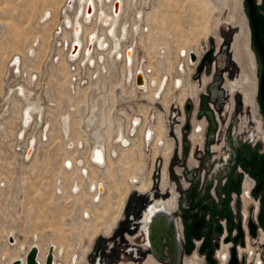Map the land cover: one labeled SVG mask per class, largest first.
Here are the masks:
<instances>
[{"label": "rangeland", "instance_id": "obj_1", "mask_svg": "<svg viewBox=\"0 0 264 264\" xmlns=\"http://www.w3.org/2000/svg\"><path fill=\"white\" fill-rule=\"evenodd\" d=\"M68 1L0 0V264H10L13 260H11L12 251L17 249L20 253L19 256H25L20 250V246L24 244V247L27 248L34 242H38L40 247L48 250V247L52 244L51 242L58 244L60 256L57 261L61 264H97L98 262L100 264H121V262L127 264L131 261L134 264H143L149 251L143 249L142 237H138L140 235L138 221L141 220V211L147 204L149 197H147V193L132 188L131 185L137 183L129 179L134 174L140 177L143 176V181L149 182L152 180L153 188H158L161 182V169L164 158L160 152L154 159L152 147L146 146L144 148V141L142 146L143 137L137 133L141 125L136 127L134 134L130 133L131 138L134 140L128 147L117 140L119 128L124 130V135H126L127 127L132 125V120L130 119L129 122L121 112L131 113L132 118L134 115L141 117L143 123L145 113L142 112L143 107L141 106H144L149 111L150 124L148 125H152L154 131L160 114L168 128L169 123L165 120L167 121L169 117L167 116L169 103L172 102L179 106L180 103H183L185 96H188V104L191 106V110L188 113L186 112L185 126L180 125L179 122L173 119L168 133L169 138L172 139V136L175 138L174 150H172V156L169 159L171 160V166L175 168L170 171V182L176 183V189L179 195L181 194L180 199L188 200L187 197L189 196L191 199L193 195L192 199L188 200V205L196 200L200 201L202 196H204L203 201H209L208 205L205 202L202 203L204 205L202 214L206 217L209 213L210 220L206 222L205 229L209 224L211 232L205 229H201V232L204 231V239L210 236L211 239L214 237L218 241L215 257H212V259L215 261L214 264H219L217 251L221 249V243L223 242L230 246L228 240L232 238V232L236 229V220L240 224L239 220L242 218V213H238V210H242V208L238 209L236 207V214L232 213L235 207L232 193L236 192L239 195L238 190L233 191L232 189L233 179L237 177V173L240 174L237 171V167L240 165L235 163H237V160L240 163L246 153L250 154L252 148L249 145L250 140L247 136L251 137L254 134L255 140L259 134L257 123L248 122L249 125L252 124V127L242 125L247 121L244 112L248 109L249 103H244L243 100L238 99L243 97L241 88L235 90L236 104L234 109L233 107L231 109L233 111L229 125L225 126L224 122V119L228 117L227 109L231 108L229 88L225 86L226 77L237 80L239 72L243 73L242 65L235 57L234 46V43L240 41L242 36H244L245 44L248 45L255 56V67L252 66V72L254 71L256 76L259 72L260 59L256 42L253 40L252 31L250 33L247 31L246 22L243 18V16H246L248 21L251 22L247 1L128 0L129 4L128 6L125 5L122 13L121 23L126 22V20L130 21L129 29L131 28L132 19L135 18V13L137 16L142 13L143 18L146 16L145 19L139 22V25H145H143L139 42L138 34H134L136 37L134 40V30L132 34L130 33L131 36L126 40L124 47L128 46L127 51L133 46L135 50L137 49V63L139 61L137 67L140 61L143 64L142 68L146 63L151 65L154 62L152 65L156 70V76L160 75L162 71H159V69H162L160 68L162 65H159L157 58H159V49L163 45H166L169 50L166 56L173 58H171L173 60L172 67H169L170 72L174 70V59H177V53H180V51L191 49L198 53L203 52L207 46L218 48V68L214 73V81L218 80L219 83L214 84V88L219 96L215 98L213 103L220 115L223 126L219 131L218 143L213 144L218 145L219 149L213 153L208 152L209 144L214 142L215 135L209 139L210 134L205 133L203 139L207 143L206 156L213 154L217 156L214 163L216 169L213 170L212 167L211 171L208 166L207 171H188L187 174L184 171L183 177L185 176L187 185H189L184 194L183 186L178 181L180 179L182 181L183 178L177 174L178 167H180L177 161H180L178 158L180 154L178 153L181 141H187V147L189 148L191 145L197 146L199 142L192 138L193 124L197 120L195 118L197 116L199 120H205V122L207 120L205 118L206 113L201 114L197 110L198 103L192 99L191 93L195 91L197 82L195 78L188 79V75L195 71L194 66L190 65L188 73H177L175 75L172 72L170 80L165 83L163 92L155 103L149 101V98L143 99L142 95L148 93V89L144 91L139 88V90L138 86L135 87L134 82L131 84L126 83L128 68L126 59H115V64L108 61L106 62L108 64L106 68H103V65H86L88 61L78 63L76 62L78 59H70L71 49L69 48H72L74 43V27L69 25L64 16L69 11L73 17L75 9L67 10L66 4H68ZM212 1L213 5H218L219 11L212 15L209 32V20L213 11ZM253 1L257 10V21L259 20L264 38V0ZM47 12H50L51 15L48 16L47 20H43ZM234 13L237 18H235ZM147 26L148 31H145L144 29ZM90 27L92 28L91 25ZM204 28H206L205 34L203 33ZM134 33L138 32L135 31ZM201 43H204L202 47ZM146 47L152 51L151 54L148 55ZM31 49H33L32 53ZM233 57L238 62L237 64L232 61ZM155 58L156 60L152 62V59ZM123 67L125 69L123 81L125 86L123 88L127 95L116 101L111 92L123 78ZM101 70H103V73L100 72ZM75 72L81 78L77 82L73 81L75 75L73 73ZM98 73H100L99 77L97 76ZM31 77L32 81H30ZM202 78L204 82L208 81L209 73H206ZM180 79L184 81L185 89L184 86L177 85ZM132 84H134V89L131 87ZM73 85L75 87L74 91L72 89ZM175 85L177 88H174ZM22 87H25L28 98L30 97L34 101L40 100V103H42L41 114L38 111L33 112V117L25 126L22 123L25 98L24 94L18 91ZM168 89H171L168 93L172 92L170 96L165 95ZM104 93L107 102H105L106 99L100 98ZM134 94L135 97H133ZM87 98L88 105L85 103ZM69 103H72L74 107L78 106L79 109L73 113L74 130L72 134L74 139L88 138L89 140V145H84L81 149L77 147L80 140L76 142V148L68 149L62 133V126L60 129L58 126L59 114ZM95 105L96 119L94 123L89 127L86 125L87 123L82 126V112H85L86 119L92 117L93 106ZM239 105L240 110L238 109ZM171 110L173 109L171 108ZM223 110L226 112L222 113ZM177 112H180L179 109H177ZM109 113L113 121L118 120L117 117L122 118L120 127L113 125L111 128L109 123L105 125L100 123L101 119L108 116ZM50 121L53 122L52 134L47 138L43 135L41 140V131L50 124ZM82 127H85L87 131H82ZM179 127H181L183 133L181 141L173 134L175 132L179 137ZM240 127H244V132L237 135ZM116 128L118 135L116 141L113 140L112 146L117 155H114L112 151V155L109 157L110 165L107 168L104 164L103 166L100 165L102 167L99 168L93 167L94 173L90 171L92 173L90 175L91 179L103 178L106 181V188L101 191V195H94L93 197L90 186L85 184V177L82 173L81 175L78 174L80 166L77 165V160L83 157L85 159L88 150L91 151L95 144L96 133H101L108 140L107 133L112 130L116 136ZM186 128L187 130L184 131ZM246 128L253 130L254 133H247ZM171 139L169 140L172 142L173 139ZM223 140H225L224 144L222 143ZM31 141H33L32 151L34 152L36 148L35 155H33V152L28 155L30 148H27V143ZM162 149L163 147L160 150ZM127 150H131L128 155H126ZM69 154L75 159V166L71 170L64 166V162L67 160L66 157ZM183 155L189 158L190 154L182 153L181 156L184 159ZM227 155L230 157L225 163L224 158ZM127 156L132 158L130 160L124 159ZM234 156L236 157L234 158ZM87 162L91 165L88 158ZM117 166L120 167V171L116 172L115 167ZM58 178L63 181L64 190L62 189L61 193L57 189L59 186ZM77 178H80V192L75 187L72 189L73 181ZM243 179L244 176H242L241 183L245 182V179L244 181ZM72 190L79 192L78 196L75 195L76 193H72ZM208 206H210V209ZM238 214H241L240 218ZM115 223H117V226L110 232L111 228L116 225ZM217 227L220 231L217 230ZM11 231H15L17 245L10 244L8 241ZM223 234H226L229 239H222ZM34 237H36V240ZM124 237L128 240L130 246L142 247L138 248L136 257L129 252H122L121 245L116 244L118 238L127 243ZM109 244H113L110 251L107 247ZM126 246L127 244L124 245V250ZM239 246L237 242L235 247L238 252ZM195 250V248L189 252L186 250L185 253L182 251V259L184 255H190ZM243 251L241 252L242 259L247 257ZM197 253L201 257L199 264H208L206 252L200 253L197 250ZM72 257L77 258L75 262H72ZM236 257L237 261L240 262L241 260L237 254ZM165 264L182 263L180 261L178 263L166 261Z\"/></svg>", "mask_w": 264, "mask_h": 264}, {"label": "flooded vegetation", "instance_id": "obj_2", "mask_svg": "<svg viewBox=\"0 0 264 264\" xmlns=\"http://www.w3.org/2000/svg\"><path fill=\"white\" fill-rule=\"evenodd\" d=\"M217 1H219V0H217ZM213 4L214 3L212 1V5ZM212 7H213V11L211 9L212 14H211V17L209 20V32H210L211 24H212V21H211L212 15L215 12L219 11L217 4H216V6L213 5ZM204 11H205V8H204ZM235 15L236 14L234 13V16ZM235 18H237V15ZM243 18L245 19V22H246L247 31L249 33H250V31H252L253 40L256 42L255 35L253 32L252 22H249L246 16H243ZM257 22H258V26H259V30H260L261 40H262V43L264 46L263 32H262V29L260 27L259 20ZM249 23L251 25V28H250ZM219 29H220V27H219ZM205 30H206V28L203 29L204 34L206 33ZM208 33H207V35H208ZM204 36H206V35H204ZM200 40L198 41V44H199ZM203 44L204 43H201V47L203 46ZM234 46H235V57H236V59H238V61L242 65L243 73L239 72V77L237 80H231L228 77H226L225 86H227V88H229L228 90L230 93V102H231L230 103L231 108L230 107L229 108L232 109V107H233V109H234V106L236 104L235 103L236 102L235 90L237 88H241L242 92H243V97H242V99L240 97L238 99L240 101L243 100L244 103H247V104L249 103L248 109H246V111L244 112V116L246 117L247 121H246V123H242V125L245 127V126L249 125L250 121L255 123V124L257 123V125H256L257 126V132L259 134H258L257 139H255V140H254V134H252L251 137L247 136L248 140H250L249 145L252 149L249 152L250 154L246 153L245 155H243V158H242L240 163H238V160H237V163H235L237 165H240L237 167V171L240 172V174L237 173L236 174L237 177H235L233 179V182H232L233 191L238 190L239 194H240L241 189H242V184H241L242 176H244L245 181L250 180V183L251 182L254 183L253 186L249 188V190H247V187L245 186L244 187L245 191H242V197L240 198V196L237 194V199H235V206L238 207V209L242 208V215H244V217H245V222H244V225H245L244 229L245 230L242 228L241 224H239L238 221H236V231L234 232L232 238H230V240H228L231 243L230 246L228 244L226 245L225 242L221 243V249H218L217 257L220 260L219 264H221V263L227 264L231 258V254H230L231 252L229 253V251L232 248H234L235 255L237 254L239 256V259L241 260L240 262L242 264H264V225H261L260 221H259L260 207H261V204L264 203V172H263V174H261V164H262V162H264V80H263L264 79L263 78L264 62H263V59H262V57L259 53V50L257 48V51H258L257 53L259 55L260 60H259V72L256 76L254 71L252 72V69H251L252 66L255 67V56H254L253 51H250L248 45L245 44L244 36H242L240 41H236L234 43ZM256 46H257V43H256ZM161 48L166 49V53L164 55H162L160 53ZM161 48L159 49L158 55H160L159 58L163 59L169 50L167 49L166 46H162ZM197 48H198V46H197ZM184 50L190 51L191 49H184ZM187 55H188V53H187ZM161 56H163V57H161ZM236 59L233 57L232 61L237 64L238 62L236 61ZM202 62H204V61H202ZM192 63H194V62L191 61V64ZM189 65H190V63H189ZM201 66L202 65H200L199 67H201ZM188 68H190V67L188 66ZM163 75L161 76V80L159 82L156 79L158 84L160 83V85H161L163 78H164ZM213 78H214V75H213ZM183 82L184 81L182 79H181V83L178 80L177 85L184 86V89H185L186 86L183 84ZM206 82H204V83H206ZM250 82H253V83H250ZM160 85L158 86V88L155 87L156 88L155 93L158 92ZM132 89H134V87H132ZM169 90L171 91V89H169ZM166 92H168V90H166ZM155 93H154L155 98H153L154 101H152V103H155V101L157 99ZM147 94L143 93L142 98L144 99V96ZM171 94H172V92H170L168 95L170 96ZM191 94H192V97L194 98L195 102H197V99H198V87L197 86H195V91ZM187 98H188V96H187ZM212 102H214V100H212ZM205 106H206V102H205ZM200 109L202 110V108H200ZM238 109L240 110V105L238 106ZM189 110H190V108L188 110L186 108V111H189ZM208 112L209 111H208L207 106H206V108L204 110V113L207 114L206 122H205V120H199L198 117L196 116L195 119H197V120L193 124L192 138H193V140H197L199 142L197 146L191 145L189 148V147H187V141H184V142L181 141V137H183L181 127H179V129H178L179 137L176 135L175 132L173 133L174 136L177 139H180V141H181V146L179 148V153H178V154H180V155H178V158L180 159V161H177L179 163L180 167H178V173L177 174L183 178V180H182L183 182L181 181V179L178 180L179 183L182 184V186H183V190H184L183 194L185 193V190L187 189V187H186L187 182L184 178L185 176L183 177L184 171L186 174L188 173V171H207L206 168H208V166H209L208 169L211 171H212V167H213V170L216 169V165L214 163H215L217 156L215 154L206 156L205 149L207 148L206 147L207 143L203 140L205 133L210 134L209 139L213 138V136L215 135L214 142H210V144H209L210 146L208 147V149H209L208 152L213 153L219 149L218 145L213 144V143H218V141H219V139H218L219 128H218V124H217L216 118H215V112H217V111L214 107V103H212V106H211V114H209ZM239 112H241V111H239ZM125 113H127V112H125ZM127 114L130 115V119H131V114L130 113H127ZM230 118H232V113L230 114ZM184 120L185 121H183L181 123V125H183V126H185V123H186V113H185ZM160 121L162 122V125L165 128L164 141L160 142V144H161L160 149H161V147L164 146V143L167 142L170 145H172V150H174L173 144H174L175 138L172 136L173 141L171 142L169 140L171 138H169V135H168V133L170 132V129H171L170 127L172 125H169V127H168L169 130H168L166 124L163 121V117L161 116V114L159 115L158 124L155 125V127H156L155 131L152 129V125L147 128V126L149 124V113L147 114V121H146L145 126L143 127V130H142V126L144 125V121H143V123L141 122L139 124V125H141V127L137 133H139L143 137V140L141 141L142 146H143V141H145L144 142V148H146V146H148V147L150 146L153 149V145H154L155 140L157 138V126L159 125ZM129 122H130V120H129ZM108 123H109V121H108ZM240 124H241V121H240ZM113 125H115V123ZM249 126L252 127V124H250ZM128 127H127V130H128ZM130 127H131V125H130ZM244 127H240V131L237 133V135L242 134L244 132ZM148 129H152V140H151V143H149V144H147L146 138H145L146 132ZM129 130H130V128H129ZM129 130L126 132V137H128V140L130 141V143H132V141L134 139L129 137ZM141 130H142V132H141ZM186 130H187V128L184 131H186ZM116 131H117V129H116ZM252 131L253 130L246 128L247 133H249V132L254 133ZM49 132H50V130H49ZM49 132H48V137H49ZM130 133H131V130H130ZM144 133H145V135H144ZM117 135L115 136V132H114V136H113L112 140H109L107 137L108 140L105 141V147L107 150V158H106L107 163L105 165L106 168L108 167V156L111 157L112 151H115V149H113L112 142H113V140L114 141L116 140ZM205 138H206V136H205ZM211 141H213V140L211 139ZM222 143L224 144L225 140H223ZM251 143H253V144H251ZM84 145H86V143H84ZM96 145H97V143L94 144L91 151L93 149H95ZM126 147H128V146H126ZM142 149H143V147H142ZM153 153H154V151H153ZM182 153L186 154V155H187V153H188V155L190 154L189 158L184 157V155H183V157H184V159H183L181 156ZM170 156H172V154ZM229 157H230L229 155L225 156V158H224L225 163H227ZM235 157L236 156H234V158ZM170 158L171 157H169V159ZM169 159L165 160V158H164L162 169H161V182H160V186L158 188H153V186L151 184V187L147 191H142L139 189L138 186L141 185V183L143 181V176L140 177L139 175H136V176L129 179L130 181H132L135 178H139V181L137 182L136 185L130 184L131 187L134 189H137L141 192L147 193V197H149L147 204L144 206L143 210L141 211V214H140L141 220L138 221V228H139V232H140V235H138V237L139 236L142 237L141 241L144 242L142 245L143 246L146 245L147 250L149 251V253L147 254L143 264H165L166 261L167 262L171 261L174 263H178L180 261L182 264H199L201 257L197 253V250H195L190 255H184L183 259H182V253L181 252L182 251L184 253L186 252L185 247H186V244L188 241L187 236H188L189 230L191 228V224L194 221L193 215L196 214L195 215L196 219H198L200 217L203 219L204 216L202 213H203L204 205L202 203L205 202L208 205L209 201H207V200L203 201L204 196H202V199L200 201L196 200L195 202H191L188 205V200L190 199V197L188 195H187L188 200L180 199L181 194L179 195V192L176 189L177 188L176 183L170 182V171H171V169L173 170L175 168H173V166H171V160H169ZM90 163L92 165H94V166H92L94 168L102 167L98 164H94L93 162H90ZM194 164H195V166H194ZM95 166H97V167H95ZM191 166H193V167H191ZM152 171H153V167H152ZM165 172H166V180L164 182V173ZM83 176L85 178H88L90 176V171L87 175H83ZM97 180H95V183H91V185H90V191L92 193L97 192L96 196L101 195L98 193V189H99L100 185H104V187L106 188V184H105L106 181L103 178H98ZM57 182L59 185L57 188L58 189L60 188L58 192L61 193L62 189L64 190V186L62 185L63 181H62V179L58 178ZM75 182L76 183L73 185L72 189H74V187H75V189L76 190L79 189V192H80L81 191L80 184H79L80 181L76 180ZM244 183H245V185L247 184L246 182H244ZM92 187H95V190H92ZM76 190L75 191L72 190V193H74V194L79 193V192H76ZM192 197H193V195L191 196V199H192ZM123 208H124V206H123ZM208 208H210V206H208ZM254 208H256V210L259 209L258 214L256 215V220H255V217L253 216ZM187 215H190V216H187ZM250 215H251L250 218L255 223V227H256V236L255 237H253L249 232L248 221H247V225H246V220L248 219V217ZM238 216H240V215H238ZM188 219H190L189 222H188ZM118 221H116V222L118 223ZM117 223H115L116 225H114L111 228L110 232L117 226ZM203 224H204V219H203ZM203 224L199 228V235L195 236L193 234H190L189 238H191L192 236L199 238L202 235L201 229L203 227ZM239 226H240L241 231H242V238L238 237L237 240H235V238L239 234V229H238ZM218 231H220V230H218ZM139 232H138V234H139ZM210 232H211V230H210ZM109 233H107V234H109ZM227 238L229 239V237L226 236L225 239H227ZM184 240H185V243L183 242ZM208 241H209V247H207L203 251H201L200 248L205 242V240H203L202 243L200 244L198 250L200 251V253L206 252V258H207L208 264H211V259L207 257L208 252H209V250H212L211 258L215 257L216 249H217L219 243L217 240L212 241L210 239V237H209ZM228 241H226V242H228ZM190 242H191V239H190ZM237 242L240 245L239 246L240 247L239 252L236 250V247H235ZM242 246H244V248H242ZM58 248H60V247H58ZM193 248H194V246L192 245V249ZM242 250H244L243 252L247 256L244 259L241 258ZM56 257H57V255H56ZM246 258H247V260H246ZM85 262L87 263L86 259H85ZM240 262L238 264H241ZM121 264H126V263L121 262ZM127 264H134V263L131 261V262H128Z\"/></svg>", "mask_w": 264, "mask_h": 264}, {"label": "bare ground", "instance_id": "obj_3", "mask_svg": "<svg viewBox=\"0 0 264 264\" xmlns=\"http://www.w3.org/2000/svg\"><path fill=\"white\" fill-rule=\"evenodd\" d=\"M126 4L128 6V4H129L128 0H69L68 4H66L67 10L75 9V13H74L73 17L70 15L69 11H67L65 16H64L65 20H67L69 22V25L74 27V43L72 45V50H71L69 56H70L71 60L78 59V60H76V62H78V63L88 61V63L86 65H88V64L89 65L95 64V65H99V66L103 65L102 66L103 68H106V66H108V64L106 63L108 61H111L112 63H114L115 59H117V60H121V58H122V60L126 59V65H128L126 83L131 84L134 82L136 85L135 87L138 86L137 87L138 89L141 88L144 91H146L148 89L149 92L147 95L144 96V99L149 98V101L151 100V102H152V101H154V99H153V98H155L154 93H155L156 88H158V86L160 85V83L158 84V82L161 80V76L163 75V73H161L160 75L157 74L158 76L155 75L156 70L152 65L154 63L153 59H152L153 63L151 65L149 63L148 64L146 63L144 65V68H142V66L139 68L140 65H138V67H137V64L139 63V61L137 63V54H136L137 49L135 50V47L133 46V47L129 48V50L127 51L128 46L124 47L126 40L129 39V36H131L130 33L132 34V31H134V30L138 32V33H134L135 31L133 32L134 40L136 38L134 34H138L139 35L138 42H139V38L142 34L141 32L143 31V25H144V24L139 25V22L141 20L145 19V17H146L145 16L143 18L142 13H139L138 16L135 13L134 14L135 18L132 19L131 28H130L131 30H130L128 28L130 25V21L126 20V22L124 21L123 23H121L122 13L124 12ZM255 9H256V7H255ZM49 15H51L50 12H47L46 16H44L43 20H47L49 18L48 17ZM256 16H257V10H256ZM90 25L92 26V28L90 27ZM144 30L148 31V26ZM163 46H166V45H163ZM106 47H108V49H106ZM91 48H92V50H91ZM69 49H68V51H69ZM146 49H147L148 55H149V53L151 54L152 51L148 47H146ZM31 50H32L31 51V53H32L33 49H31ZM165 52H166V49L161 48L160 53L162 55H164ZM183 52H185V50ZM191 52L198 56V53L195 50L186 51V54L188 53L187 62H189V63H191V61L195 62V60H196L195 57H194V59H192L191 55L189 54ZM161 57H163V56H161ZM171 58L172 57H168V56H165L163 59L157 58V60H158L157 62H159L160 63L159 65H162L163 68L165 66L164 63L167 64L168 65V71L170 72L171 69H169V67H172V64H173V60H172L173 58L172 59ZM155 60H156V58L154 59V61ZM68 61H70V60H68ZM157 62H156V64H157ZM133 64H134V66H133ZM132 66H133V68H132ZM160 70L161 69H159V71ZM101 71L103 72V70H101ZM122 71L124 73L123 78H121V81L119 82V84H117L114 87V90L111 92L113 95V98H116V101L119 98H123L124 96L127 95V92L123 88L125 86L123 84L124 77H125L124 67H123ZM88 72H89V70H88ZM73 74H75L74 79H73L74 82L81 80V78L76 74V72ZM99 74L100 73L97 74L98 77H99ZM137 75H139L141 78V82L139 84L137 83V80H136ZM156 79L158 80V82ZM30 81H32V77L30 78ZM166 82H167L166 77H164L163 81L159 87L158 92L156 91L157 93H155L156 98L160 97L161 93L163 92V87L165 86ZM179 82L181 83V79L179 80ZM131 87H134V84H132ZM74 88L75 87L73 85L72 86L73 91H74ZM100 89H101V87H100ZM18 91L23 93L24 98H25V102H24V106H23V108H24L23 114L24 115H23L22 119H23L24 125H26L29 122V120L33 117V112L38 111L41 114V111H42V105L41 104L42 103H40V100L34 101V100H31L30 97L28 98V95L26 93L27 91H26L25 87H22ZM168 91H169V89H168ZM167 93L168 92H166L165 95H168L170 92L168 94ZM135 94L133 95V97H135ZM100 98H102L104 100L106 99L105 102L108 101L105 93L102 94V97H100ZM87 102H89L88 98L85 102L86 105H88ZM165 102H168V101H165ZM165 105L167 106V104H165ZM76 107H77V109H76ZM76 107H74L72 103H69V105H67V107H64L62 109V112L59 114V119H58L59 120L58 126H59V129L62 126L63 136H64V139L67 143L68 149L76 148V142L78 140H80L77 143V147L79 149L84 147V142L86 143V145H89L88 138H82V139L80 138V139L75 140L73 137V134H72L73 130H74V124L72 122L73 121V115H74L73 113L75 111L79 110L78 106H76ZM141 107H143L142 112L145 113L144 125L142 126V130H143V127L145 126L146 121H147V114L149 111H147L144 106H141ZM95 109H96V105L93 106L92 117H88L87 119L85 118V112H82V116H83L82 117V126L85 123H87L86 125H88V127H89V125L94 123V120L96 119ZM65 111H66V113H64ZM62 113H64V114H62ZM61 114H62V116H61ZM122 114H124L127 117L128 121L130 120L129 114L125 113V111L122 112ZM60 116H61V120H60ZM117 118H119V119L113 121V118H112L111 114L109 113L108 116H104L101 119L100 123L102 125H105L109 121V126L111 128H112L114 123L116 126L118 125L120 127V124H121L120 120L122 118L121 117H117ZM131 120H132V123H131L132 127H130V125H129L128 129L132 128L130 130H131V133H133L136 130V127L141 123L142 119H141V117H138L135 115L132 118V114H131ZM149 124H150V121H149ZM52 125H53V122L50 121V124L47 125L46 127H44V129L41 131V135H40L41 140L43 138L42 137L43 135L46 138L48 137L49 130H50L49 135L52 134V131H51ZM148 126H147V128H148ZM85 130H86V128L82 127V131L85 132ZM130 130H129V137H131L130 136ZM142 130H141V132H142ZM112 132L113 131L110 130V132L107 133V135H108L107 137L109 140H112V138L114 136V132L113 133ZM164 134H165V128L162 125V122L160 121L159 125L157 126V138H156L155 143L153 145V151H154L153 157L155 158L158 155V153L161 152V154L165 158V160H168L170 155H171V152H172V145L165 142L163 149L160 150V145H161L160 142L164 141ZM116 135H117V131H116ZM144 135H145V133H144ZM117 140L120 141L122 143V145H124V146L130 145V141L128 140V137H126V135H124V130H122L120 128H119V135H118ZM151 140H152V129H148L146 132L147 144H149V142ZM105 141H106V138L104 137V135H102L101 133L95 134L94 142L97 143L95 149H93L91 152L88 150L89 153L87 152V156L85 157V159L80 158L77 160V165L80 166V168H78L79 169V171H78L79 175H81V172L83 175H87L89 171H92V173H94V171H95L92 167L94 165H92L91 163L90 164L92 166L89 165L87 162V158L89 159L90 162H93L94 164H98V165H102V166L104 164L106 165V163H107V159H106L107 158V150L105 147ZM43 142H45V141H43ZM32 146H33V141L27 143V148H30L28 155H30L31 152H33ZM35 150H36V148L34 149L33 155L36 154ZM126 152H127L126 155H128V152H131V150L130 151L127 150ZM113 153H114V155H117L116 151H113ZM109 157L110 156H108V166L110 165ZM66 158H67V160L64 162V166L69 170L74 168L75 159L73 158V156L69 154ZM131 158H132L131 156L130 157L127 156L124 159L130 160ZM66 162H67V165H66ZM118 166L115 167L116 172L120 171V167L118 168ZM95 167H97V166H95ZM92 173H90V175H92ZM134 176H136V175L135 174L132 175L131 178ZM84 179H85V184L87 186H90L91 183H95V179H91L90 176L88 178H84ZM76 180H80V178L75 179L73 181V184L76 183L75 182ZM165 180H166V172L164 173V182H165ZM132 181L133 182L135 181L137 183L139 181V178H135ZM151 184H152L151 180L149 182L142 181L141 185L138 187L142 191H147L151 187ZM80 188H81V184H80ZM59 189H58V191H59ZM92 189L95 190V187H92ZM104 189H105L104 185H100V187L98 189V193L101 194L102 193L101 191H103ZM96 194H97V192L92 193V196L94 197V195H96ZM75 195L78 196V193H76ZM9 236H10V240H9ZM9 236H8L9 243L17 245L18 242L16 239L15 231H11L9 233ZM34 238L36 240V237H34ZM14 241H16V242L12 243ZM51 243L52 244L51 245L49 244L50 247H48V248L52 249V254H53L52 264H61V262L57 261V258H59V256H60L59 255V249L60 248H58L59 245L55 244L53 242H51ZM32 246H35L37 248V251H38L37 256H36L37 264H44L46 255L49 252V250L47 248L44 249V248L40 247V244H38V242H34L32 245L28 246L27 248H25L24 244H23L20 246V250L26 256L27 250ZM19 254L20 253L18 252V249L15 251H12L11 260L12 259L13 260L11 261V263L15 259H19L21 261V264H25V258L26 257L25 256H19ZM56 255H57V257H56ZM43 257H44V259H43ZM76 259L77 258H74V257L71 258L72 262H75Z\"/></svg>", "mask_w": 264, "mask_h": 264}, {"label": "built area", "instance_id": "obj_4", "mask_svg": "<svg viewBox=\"0 0 264 264\" xmlns=\"http://www.w3.org/2000/svg\"><path fill=\"white\" fill-rule=\"evenodd\" d=\"M70 49L72 50L71 47H70ZM191 53H189V54L190 55L193 54L194 57H195V59H196V61L194 63H192V64L190 63V65L191 66H194V70L195 71L193 73H190L188 75V79L195 78L196 79V82H197L196 83V86L198 87V99H197V103H198L197 104V107L198 108H197V110L201 114H204V110L205 109L204 110H201L200 108H201L202 99L205 98L206 106H207V109L209 111L208 113L211 114V106H212V103H213L212 100H215V98H218V96H219L217 90H215V88H214V84L217 85L219 83V81L218 80H215L214 81V78H213V75H214V73L216 72V70L218 68V57H217L218 56V48H215L213 46H209V47L207 46L203 50V52H198V56L196 54H194V53H192V54ZM208 53H210L209 60H204V56L206 54H208ZM187 58H188V55L186 54V52L180 51V53H177V59H174V62H175L174 70H172L171 72H169L168 71V65L167 64H166L167 65L166 67L164 66L165 70H164L163 67H161L162 68L161 69L162 70L161 73L164 74L163 76L166 77L167 82L170 80V78L172 76V72L175 75L177 73H181V74L188 73V66L190 67V65H189V62H187ZM202 61H204V62H202ZM13 63H14V61H13ZM139 65L140 66L143 65L141 63V61H140V64ZM200 65H202V66H201L200 70H198V68H199ZM206 73H209V80L206 83H204L203 80H202L203 79L202 76H204ZM199 74H200V76H199ZM199 81H201V83H199ZM172 87H173V85H172ZM174 88H177V86L175 85ZM221 88H223V87H221ZM192 99H194V98L192 97ZM186 103L187 104L189 103L188 102V98L186 96L183 99V103L182 104L180 103L179 106H177V104L172 103V102L169 103V107H168L169 113H168L167 116H169L170 118L168 117L167 118V121L165 120V122L169 123V125H170L171 122L173 123V119H174L175 121L179 122L180 125H181V123L184 121L185 113L186 112L188 113L191 110V106H190V110L189 111H186V106H187ZM171 108L173 110H171ZM177 109H179V111H180L179 113L177 112ZM225 110H223L222 113H225L226 112ZM227 110H228V117L224 119L225 126H228L229 125V122H230V114L232 113V110L230 108L227 109ZM174 111H176V112H174ZM179 117H181V118L179 119ZM205 118L207 119V115L206 114H205ZM215 118H216V122L218 124V128H219V131H220V129L222 128L221 126H223V125H222V121L220 120V115H219L218 112H215ZM22 123H23V121H22ZM23 126H25V125H23ZM194 166H195V164H194ZM191 167H193V166H191ZM243 181H244V179H243ZM245 182L247 183L246 185L243 182L241 183L242 184V189H241V192L239 194L240 198L242 197V191H245L244 187L246 186L247 187V190H249V188L252 187L253 184H254L253 182L250 183V180H247ZM188 186L189 185L186 186L187 189H188ZM232 196H233V204L235 206V199H237V193L236 192H233L232 193ZM258 211H259V209L256 210V208H254V210H253V216L255 217V220H256V215L258 214ZM232 213L233 214H236V206L233 208V212ZM238 213H242V210H238ZM238 215L241 216V214H238ZM240 216H239V218H240ZM241 217L242 218H240L239 221H240V224H241L242 228L244 229L245 228V225H244L245 217H244V215H242ZM250 217H251V215L248 217V219ZM203 219H204V224H203L202 229L204 230L205 229V226H206V222L207 221L209 222V220H210L209 213H207L206 217L204 216ZM248 219L246 220V225H247ZM205 230H209L210 231L211 230V226L208 224ZM234 230L236 231V229H234ZM235 231L232 232V236H233V234H234ZM203 233H204V231L202 232V235L199 238L193 237V236L190 238L191 239V243H192V245L194 246V248L196 250H198V248H199V246H200V244L202 243L203 240H209L208 237H207V239H204L205 237L203 236ZM225 237H226V234H223L222 239L225 238ZM125 240H127V239L125 238ZM211 240L212 241L215 240L214 237ZM183 242L185 243V240ZM116 244L117 245H121L120 246V249H121L122 252L125 251L127 253L129 252L131 254H134L133 255L134 257H136L137 254H138V252H137L138 251V248H142L141 246H138L137 247L136 245H131L130 246V243H128V240H127V243H125V242L119 240V238H118ZM125 244H127V246L125 247V250H124V245ZM111 245H113V244H111ZM111 245L109 244L107 246L108 249H109V251H110ZM143 247H144L143 249H147V246L146 245H144ZM97 264H100V263L98 262Z\"/></svg>", "mask_w": 264, "mask_h": 264}, {"label": "water", "instance_id": "obj_5", "mask_svg": "<svg viewBox=\"0 0 264 264\" xmlns=\"http://www.w3.org/2000/svg\"><path fill=\"white\" fill-rule=\"evenodd\" d=\"M247 4H248V8H249V15L251 18V22H252V27H253V32L255 35V40L257 43V48L259 50V53L263 59L264 62V46L261 40V35H260V30L258 27V23H257V16H256V9H255V3L253 0H246ZM74 53V52H73ZM192 59H194V55H191ZM210 58V53L206 54L204 56V60H209ZM201 67L198 68V70H200ZM263 78H264V73H263ZM137 83L139 84L141 82V78L139 75H137ZM264 80V79H263ZM187 110L190 108V105L187 104L186 106ZM201 108L202 110H204L206 108L205 106V98L202 99L201 102ZM264 172V162H262L261 164V174H263ZM196 215V214H195ZM193 215L194 217V221L191 224V228L189 230L188 236H187V247L186 250L189 252L192 249V244L190 242V238L189 235L193 234L195 236L199 235V228L200 226L203 224V219L200 217L198 219H196V216ZM190 216V215H187ZM259 221L261 225H264V203L261 204L260 207V214H259ZM248 227H249V232L250 234L255 237L256 236V227H255V223L252 221L251 218H249L248 220ZM219 229V227H217V230ZM239 229V234L238 236L235 238V240H237L238 237L242 238V231L240 226L238 227ZM209 247V241L205 240L204 244L201 246V251H203L205 248ZM37 248L35 246L30 247L27 252H26V258H25V264H37ZM211 252L212 250H209L207 257L211 259V264H214V260L211 258ZM52 260H53V254H52V249H49V252L46 255L44 264H52ZM11 264H21V261L19 259H15ZM228 264H238L236 255H235V250L234 248L231 249V258L228 261Z\"/></svg>", "mask_w": 264, "mask_h": 264}]
</instances>
